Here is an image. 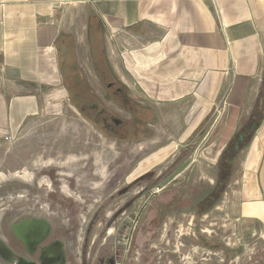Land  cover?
<instances>
[{"label":"rangeland","instance_id":"obj_1","mask_svg":"<svg viewBox=\"0 0 264 264\" xmlns=\"http://www.w3.org/2000/svg\"><path fill=\"white\" fill-rule=\"evenodd\" d=\"M74 47L72 54H61L66 91L59 92L54 102L44 98V106L29 116L15 135L0 138V234L6 235L9 225L17 218L39 216L59 230L70 264H97L99 260L110 259L113 250L109 241L104 245L107 233L103 227L115 206L91 225L89 233L87 229L100 205V198L116 190V187L104 189L106 181L111 179L115 169L124 166L128 170L127 166H131L125 171L126 180L140 174V188L149 180L155 181L153 189L159 194L152 199L151 205L144 200L140 202L138 255L124 256L116 248L117 261L122 258L126 263H136L137 259L142 263L154 254L156 261L170 259L175 263L264 264V203L262 207H245L241 200L245 186L253 190L255 177L260 180L261 173L255 171L256 175L252 176L248 168H243L247 150L238 162L231 192L222 199L219 210L193 220L192 213L182 209L185 201L178 199V192L185 188L209 186L217 152L226 137L222 134L232 127L222 123V112L221 117L210 112L202 123H194V119L189 122V109L185 105L172 107L163 103L156 106L129 77L124 85L131 97L153 106L158 122L150 124L146 136L128 135L121 142L109 139L72 102L76 91L72 65L76 71L84 73L98 95L102 94L90 52L83 44H74ZM96 51L100 55V49ZM108 62L116 78L122 79ZM107 105L118 110L110 103ZM240 126L242 123L236 125L235 133ZM23 173L31 174V180L1 178ZM248 174L255 181L253 185L247 183ZM258 186L264 202L260 181ZM166 200L172 201L173 214L154 222L153 204L156 203L157 208L158 203ZM249 210L251 212H247ZM241 212L245 217H241ZM72 216H76L75 220ZM73 221L77 224L74 230L71 228ZM154 223L156 234L149 236ZM112 227L108 225L106 230ZM148 237L151 240L146 242Z\"/></svg>","mask_w":264,"mask_h":264},{"label":"crops","instance_id":"obj_2","mask_svg":"<svg viewBox=\"0 0 264 264\" xmlns=\"http://www.w3.org/2000/svg\"><path fill=\"white\" fill-rule=\"evenodd\" d=\"M97 23L120 82L131 77L156 106L185 105L189 122L222 112L232 127L217 155L264 107V0H0V138L66 91L61 54L91 52ZM258 123L243 168L260 180L245 186V207L264 203V116Z\"/></svg>","mask_w":264,"mask_h":264},{"label":"flooded vegetation","instance_id":"obj_3","mask_svg":"<svg viewBox=\"0 0 264 264\" xmlns=\"http://www.w3.org/2000/svg\"><path fill=\"white\" fill-rule=\"evenodd\" d=\"M92 57V52L89 53ZM95 78L101 86L102 94L98 95L96 90L88 83L84 73L77 69L79 83L75 84L76 91L79 94L75 96L76 107L84 116L102 129V133L109 139L117 141H125L128 135L146 136L150 128V124H156L157 115L153 106L144 104L141 101L134 100L127 87L115 79L109 83H103L99 78V73L95 68ZM79 88H81L79 90ZM78 90V91H77ZM76 95V94H75ZM107 103L118 108L114 110ZM123 114V117L118 112ZM258 117L247 119L234 132L232 137L227 141L223 150L217 155L214 165V175L209 181V186H196L195 189H184L178 192V199L185 201L182 207L186 212L192 213L191 218L194 220L202 219L211 213L213 210H219L218 205L222 199L231 192V184H233V176L239 168L238 162L241 156L245 153L250 145L254 131L257 129ZM114 170L111 179L106 181L103 187L106 190H111L116 187L109 195L100 198V205L93 213L87 233L90 232V227L100 218L107 209L115 206V210L110 212L109 220L106 221L103 229H107L108 225H113L112 228L106 230L107 239L104 245L109 241V246L113 250L112 257L107 260H99L97 264H236V263H175L170 259L157 261L155 255L150 254L147 262L140 263L137 259L136 263H126L121 258L116 260L118 251L124 255H138L140 249V202L151 205L159 191L153 189L155 181L146 183L140 188V174H137L130 181L126 180V173L131 166H127L128 170ZM186 187V186H185ZM108 193V192H106ZM174 200V199H173ZM84 202V201H81ZM242 205V204H241ZM172 201L166 200L162 203L153 204L154 212L152 219L155 222L157 218L165 219L173 214L171 212ZM242 207V206H241ZM242 210V209H241ZM245 215L241 212V217ZM76 216H72L75 220ZM76 221H73L72 230L76 227ZM151 228L150 235L156 234V224ZM81 234V230L79 231ZM117 234L116 237L113 236ZM111 240H108L110 239ZM150 237L146 242L150 241ZM0 264H16L18 262H28L33 264H70L67 261L64 238L59 235V230L54 227L47 219L39 216H31L15 219L8 227L6 235L0 234ZM123 256V257H124ZM120 257V255H119ZM132 259V258H131ZM92 264V263H86Z\"/></svg>","mask_w":264,"mask_h":264},{"label":"trees","instance_id":"obj_4","mask_svg":"<svg viewBox=\"0 0 264 264\" xmlns=\"http://www.w3.org/2000/svg\"><path fill=\"white\" fill-rule=\"evenodd\" d=\"M93 32H91V52H92V61L94 63V67L97 70V72L99 73V78L100 80L105 84V83H109L111 81H114L116 79V76L114 74V72L112 71L110 64L108 62V59L106 57V52H105V47H104V41H103V29L101 27V25L99 23H97V25H94V28L92 29ZM100 49V55L98 54V52L96 50ZM72 54V51H71ZM73 57L71 59V63H72ZM71 68L74 69V73L73 74V81L74 84L79 83V77L77 76V71L75 70L76 68H74V66L72 65ZM81 88H79L80 90ZM78 91V90H77ZM85 91L81 90V93L79 94H83ZM75 96H79L78 92H75ZM72 100V99H71ZM73 104L76 106V101L75 98H73L72 100ZM255 115H257L258 119L263 118L264 116V107L260 104V102L257 104V108H255ZM259 123L256 125L258 127Z\"/></svg>","mask_w":264,"mask_h":264},{"label":"bare ground","instance_id":"obj_5","mask_svg":"<svg viewBox=\"0 0 264 264\" xmlns=\"http://www.w3.org/2000/svg\"><path fill=\"white\" fill-rule=\"evenodd\" d=\"M3 179H7V180H24V181H30L31 178H32V175L31 174H28V173H23V175H20V174H14V175H9V176H6V177H1ZM247 183L249 185H253L255 183L253 177H251V175L248 174L247 176ZM1 180V179H0ZM44 180V179H43ZM42 181V180H41ZM43 183V182H42ZM248 209V207H247ZM254 209V208H253ZM263 210V209H262ZM254 211H257L254 209ZM247 212H251V210L247 211ZM246 214V213H245ZM250 214V213H249ZM254 216V215H253Z\"/></svg>","mask_w":264,"mask_h":264},{"label":"water","instance_id":"obj_6","mask_svg":"<svg viewBox=\"0 0 264 264\" xmlns=\"http://www.w3.org/2000/svg\"><path fill=\"white\" fill-rule=\"evenodd\" d=\"M260 126V124L258 125V127ZM255 132V131H254ZM0 247H3L1 244H0ZM16 264H33V263H28V262H25V261H22V262H18Z\"/></svg>","mask_w":264,"mask_h":264}]
</instances>
